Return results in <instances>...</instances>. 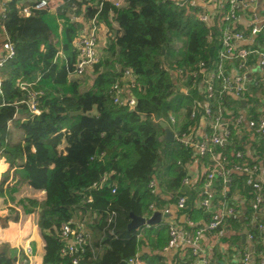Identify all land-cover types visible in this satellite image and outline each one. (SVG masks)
<instances>
[{
	"label": "trees",
	"instance_id": "1",
	"mask_svg": "<svg viewBox=\"0 0 264 264\" xmlns=\"http://www.w3.org/2000/svg\"><path fill=\"white\" fill-rule=\"evenodd\" d=\"M23 1L7 0L3 20L16 55L2 71L6 105L0 108V157L17 167L12 192L28 184L47 193L40 205L39 221L47 243L43 264H71V259L61 254L65 243L59 233L66 222L90 235L82 264L128 262L140 252L144 239L156 237L158 247L166 245L168 225L129 230L131 213L149 218L152 205L160 209L167 203H177L183 196L187 165L195 156L192 148L178 142L165 145L164 130L153 116L183 117L181 131L195 126L192 109L196 103L204 104L205 98L191 79L183 86L188 89L185 93L176 73L179 69L195 71L200 63L213 68L221 47L220 31L201 23L175 0H126L117 17L122 35L109 44L91 85L84 90L86 82L68 78V70L78 57L73 46L78 26L69 23L64 13L40 11L23 18L19 15ZM256 43L264 47V34ZM126 69L133 70L140 85L133 90L135 111L115 104L110 92ZM18 82L34 84L36 90L44 92L41 114L19 124L26 133L24 144L9 142V122L20 116L19 110L29 114ZM229 98L227 105L233 104ZM76 112L81 114L73 115ZM236 115L233 108L230 117ZM231 141L232 146L215 149L217 156L228 158L227 167L239 163L237 152H245L243 142L234 137ZM105 174L110 178L101 186ZM8 176L0 182V193ZM153 181L162 196L157 188H150ZM215 182L221 184L216 188L222 192V179ZM113 186L117 187L115 193ZM243 190L252 199L251 189L246 186ZM168 194L173 196L170 202L161 198ZM192 200L181 211L193 218ZM23 204L26 213L32 212L26 201ZM237 220L231 216L227 224ZM240 226L236 223L237 228ZM251 232L260 253L264 234L257 227ZM17 261L8 245L0 246V264Z\"/></svg>",
	"mask_w": 264,
	"mask_h": 264
},
{
	"label": "built area",
	"instance_id": "2",
	"mask_svg": "<svg viewBox=\"0 0 264 264\" xmlns=\"http://www.w3.org/2000/svg\"><path fill=\"white\" fill-rule=\"evenodd\" d=\"M175 1L178 6L187 8L189 14H194L201 23L208 27L215 26L220 31L221 47L218 51L217 63L213 68L200 63L195 71L179 69L176 73V78L186 91L185 93L188 89L183 86L191 79L193 87L204 96V104L194 105L191 119L196 120L201 110L208 123V130L200 136L193 127H189L188 131H181L177 127V119L173 114L166 119L153 116L154 122L166 123L174 133L175 142L192 148L195 158L211 157L213 159L214 163L207 172L209 182L207 187L214 180L222 179L228 189L232 182L231 174L235 171L241 172L244 174L246 185L251 189L249 194L252 195L250 202L253 211L264 210V156L260 162L250 163L246 160V154L239 151L236 153L239 163L227 167V157L222 160L216 159L215 152L217 147L223 146L226 141L229 142L235 134L239 133L238 128L242 122L241 117H230L226 97L232 95L237 100H243L252 94L254 88H258L264 98V47L256 43L258 36L264 34V0L261 14H257L254 9L257 0H201L212 8L210 13L199 7L196 1ZM6 4L7 0L1 3L2 22L7 15ZM126 5V0H34L28 5L21 4L19 15L29 18L40 11H50L56 15L64 13L69 23L78 26L77 35L73 41L78 57L68 70V78L70 81H81L85 76L95 74V69L103 60L109 44L117 42L122 35L117 17L118 12ZM249 11L251 12L249 26L244 29L239 28L240 15ZM3 29L5 31L4 26ZM212 35L211 32L210 40ZM6 36L2 46L3 54L0 57V108L6 105L2 71L16 55L14 44L8 35ZM59 54L62 56V52ZM254 67L261 72L260 79L250 75V69ZM18 87L26 96L23 103L29 112L28 119L40 115V99L44 96V92L36 90L34 84L25 82H18ZM139 87L138 77L133 70H124L121 80L110 90L114 103L135 111L137 100L133 90ZM231 126H235V130ZM249 127L264 138V110L261 116L249 121ZM261 171L263 175L260 174ZM109 178V174H105L100 185L103 186ZM183 182H187V179ZM150 188L156 189L157 183L151 182ZM116 190L117 187L113 186V193ZM187 201L186 196H180L177 207L181 210L185 209ZM197 204L200 210L210 215L207 224L200 226L189 220L187 223L189 229L170 224L166 250L180 246L186 247L188 255L186 264H211L200 241L206 233H215L223 226H229L227 219L231 216L235 217L237 209L225 202H213L207 192H204ZM150 209L155 212V205H152ZM168 212V210L165 211V213ZM257 228L264 234V222L259 223ZM59 237L65 243L61 252L62 256L69 257L71 264H82V255L90 238L85 229L74 228L71 222H66L60 228ZM246 237L249 241L255 240L251 231ZM260 256V264H264V240ZM250 260L251 254L245 251L242 255V264H250ZM128 263L141 264L137 256L130 259Z\"/></svg>",
	"mask_w": 264,
	"mask_h": 264
},
{
	"label": "crops",
	"instance_id": "3",
	"mask_svg": "<svg viewBox=\"0 0 264 264\" xmlns=\"http://www.w3.org/2000/svg\"><path fill=\"white\" fill-rule=\"evenodd\" d=\"M0 0V57L3 54V43L7 38L6 31L3 29L2 22V7ZM34 0H24L21 4L28 5ZM186 1V0H185ZM197 2L199 7L207 10L209 13L212 12V8L207 6L201 0H187ZM263 0H257L254 9L257 14H261ZM251 12L241 14L239 17L238 26L244 29L249 26ZM250 75L252 77L260 79L262 74L257 67L250 69ZM186 92V91H184ZM245 105L242 104V100H237L234 96L230 95L229 101H233V104L228 105V110L233 113L237 111L235 117H241L242 122L238 128V134L233 137L237 141L243 142L245 148V154L250 163L261 161L262 142L263 137L257 135L254 130L249 127V121L256 119L263 114L264 110V98L262 92L258 88H254L250 96L246 97ZM96 113V112H95ZM20 116H16L14 120L8 124L9 129V142L12 144H24L26 133L20 128V122L28 121V114H24L22 110H19ZM176 117V116H175ZM177 127L179 130L183 129L184 119L183 117L177 118ZM196 124L193 126L196 133L203 135L208 130V123L200 110L198 117L195 120ZM235 130V126H232ZM233 142L229 140V144L225 146H232ZM264 144V142H263ZM226 157V156H225ZM206 158H195L194 161L187 165V173L184 179L187 182H182L183 196L187 197V200L193 201V209L195 214L193 218L190 215L184 214L181 209L177 207V203H171L173 196L164 195L161 197L166 200L167 203L164 207L156 209L155 212L159 211L163 214L162 222L159 225H170L175 224L180 227L190 228L187 223L189 220L195 222V224L204 226L207 224L210 215L205 212H201L198 208V202L203 196L204 192H207L213 202L215 198L217 202H225L226 204L232 205L237 209V224H241L240 228L236 227V223L223 226L218 232L206 233L200 243L204 251L209 256L211 264H242V255L245 251L251 254L250 264H260V253L256 248L253 241L246 239L243 240L242 235L248 234L252 231L253 227L261 222H264V210L259 212L250 211L251 202L247 195L244 193L243 188L246 187L244 174L241 172H233L231 174V185L227 189L225 186L222 192H219L216 186L221 184L214 180L209 187L207 179V172L210 166L214 163L213 159L208 160ZM224 157L216 155V159L222 160ZM228 159V158H227ZM210 161V162H209ZM211 161L213 162L211 164ZM17 167L14 165L10 166V163L5 157H0V182L4 175L9 174L7 182L0 193V246L8 245L16 254L18 261L17 264H43L44 256L46 254L47 243L43 236L42 230L39 226L40 213L42 208L40 205L46 201L47 193L45 190L35 189L32 186L26 184L19 188L17 191L12 192L16 184L14 180V171ZM263 175V172H260ZM157 194L162 196L161 190L157 187ZM227 194L223 200L220 198L221 195ZM23 201H26L27 206L32 209V212L26 213ZM30 202H35L38 206L34 207ZM168 210V213L165 211ZM152 211V215H153ZM205 214V215H203ZM152 215L150 217H152ZM149 217V218H150ZM156 226H146L156 227ZM144 232V231H143ZM238 239V240H237ZM145 243L142 246L137 257L141 264H186L188 255L186 247H178L166 250V245H160L156 243V237L152 239H144Z\"/></svg>",
	"mask_w": 264,
	"mask_h": 264
},
{
	"label": "water",
	"instance_id": "4",
	"mask_svg": "<svg viewBox=\"0 0 264 264\" xmlns=\"http://www.w3.org/2000/svg\"><path fill=\"white\" fill-rule=\"evenodd\" d=\"M245 103H246V100H242V104L245 105ZM80 114L81 112L73 113V115H80ZM159 125L164 130V133H165V136H164L165 145L174 143L175 138H174L173 131L164 122H160ZM227 144H229L228 141L224 143V145H227ZM163 217H164L163 214L159 211L154 212L152 217L150 218L139 217V216H136L134 213H131L132 220L128 225V229L138 230L146 226H156L162 222ZM242 238L246 242V239H247L246 234H243ZM120 264H129V263L127 261H123Z\"/></svg>",
	"mask_w": 264,
	"mask_h": 264
},
{
	"label": "rangeland",
	"instance_id": "5",
	"mask_svg": "<svg viewBox=\"0 0 264 264\" xmlns=\"http://www.w3.org/2000/svg\"><path fill=\"white\" fill-rule=\"evenodd\" d=\"M93 78H94V75H90V76L87 75L81 80L82 82H86L84 86V90L88 89V87L91 85Z\"/></svg>",
	"mask_w": 264,
	"mask_h": 264
}]
</instances>
